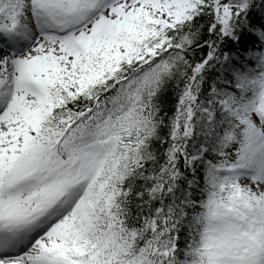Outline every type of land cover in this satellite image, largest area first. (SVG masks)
I'll return each instance as SVG.
<instances>
[{"label": "snow or ice", "instance_id": "obj_1", "mask_svg": "<svg viewBox=\"0 0 264 264\" xmlns=\"http://www.w3.org/2000/svg\"><path fill=\"white\" fill-rule=\"evenodd\" d=\"M0 264H264V0H0Z\"/></svg>", "mask_w": 264, "mask_h": 264}]
</instances>
